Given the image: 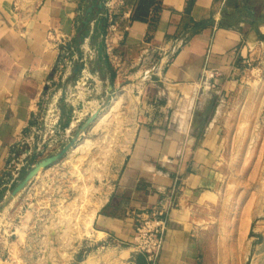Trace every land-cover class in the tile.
Returning <instances> with one entry per match:
<instances>
[{
  "label": "crops",
  "instance_id": "obj_1",
  "mask_svg": "<svg viewBox=\"0 0 264 264\" xmlns=\"http://www.w3.org/2000/svg\"><path fill=\"white\" fill-rule=\"evenodd\" d=\"M124 1L109 18L106 0H0V203L13 157L33 160L46 137L74 130L83 103L85 125L122 87L138 105L134 135L90 246L148 264L134 245L135 214L172 198L156 264H206L191 209L218 177L220 116L211 114L264 54V0H195L189 12V0ZM92 4L103 8L76 47ZM66 52L83 58L77 78ZM60 79L74 82L56 117ZM46 171L41 177H55Z\"/></svg>",
  "mask_w": 264,
  "mask_h": 264
},
{
  "label": "rangeland",
  "instance_id": "obj_2",
  "mask_svg": "<svg viewBox=\"0 0 264 264\" xmlns=\"http://www.w3.org/2000/svg\"><path fill=\"white\" fill-rule=\"evenodd\" d=\"M65 57L74 65L78 62L75 54L66 52ZM65 76L64 71L61 78ZM73 82L65 85L60 79L54 83L56 117L61 113L62 92L66 91L67 99ZM85 105L71 113L81 114ZM137 110L133 94L120 87L85 131L87 123L77 114L72 119L74 130L46 137L33 160L20 155L19 182L8 188L0 203V223L5 215L0 226V260L83 264L96 256V264H130L127 254L90 246L91 235L85 237L76 224L78 216L88 215L107 198L132 142ZM215 113L220 116L215 129L221 145L218 177L203 197L194 200L191 220L199 229L206 264H264V54L248 68L243 84L215 105L211 115ZM78 134L77 146L44 170L55 177H41L42 171L36 181L10 199V193L41 161L58 155Z\"/></svg>",
  "mask_w": 264,
  "mask_h": 264
},
{
  "label": "built area",
  "instance_id": "obj_3",
  "mask_svg": "<svg viewBox=\"0 0 264 264\" xmlns=\"http://www.w3.org/2000/svg\"><path fill=\"white\" fill-rule=\"evenodd\" d=\"M124 4V0H106L105 8L108 10L109 18L114 16L117 8ZM22 163L21 156L18 155L16 158H12L10 167L13 169L12 166H15V170L10 172L11 175L6 181L7 188L11 189L19 182ZM171 200L172 198L168 206L162 204L151 210L135 214L134 245L139 253L145 257L148 264H156L163 250L167 231L168 212L172 205Z\"/></svg>",
  "mask_w": 264,
  "mask_h": 264
},
{
  "label": "water",
  "instance_id": "obj_4",
  "mask_svg": "<svg viewBox=\"0 0 264 264\" xmlns=\"http://www.w3.org/2000/svg\"><path fill=\"white\" fill-rule=\"evenodd\" d=\"M99 9H102V6L98 7ZM96 4H92L86 11L85 13V20L83 22L84 26L89 27L92 23V18L95 13V11L98 9ZM83 58L79 57L78 62L74 68L73 71V76L74 78H77L81 72V63H82ZM63 98L61 99V111L64 112V105L66 101V91H63ZM100 112H96L95 115L88 121L87 125L82 129V131H85L87 127L97 120ZM80 135L78 134L71 143L63 150L61 151L58 155L50 157L46 160L41 161L25 178V180L20 183L15 189L10 193L9 197L10 199H15L27 186L30 182H32L37 176L39 172H42L52 165L56 164L59 162L61 159L65 157L66 154L69 153V151L77 146V141L80 139ZM1 207V205H0Z\"/></svg>",
  "mask_w": 264,
  "mask_h": 264
},
{
  "label": "bare ground",
  "instance_id": "obj_5",
  "mask_svg": "<svg viewBox=\"0 0 264 264\" xmlns=\"http://www.w3.org/2000/svg\"><path fill=\"white\" fill-rule=\"evenodd\" d=\"M40 173V172H39ZM263 179V178H262ZM264 184V183H263ZM261 185V184H260ZM262 192V191H260ZM264 193V192H263ZM106 199V198H105ZM261 200V199H260ZM104 203V201L101 203V205ZM99 205V206H101ZM96 207L93 210H91L92 212H90L88 215L85 216H78L77 217V229L81 230V233H84L85 237L88 235H91V226L93 224V221L95 219V216L97 214V211L99 210L100 207ZM103 209V208H102ZM84 210V207L81 209ZM86 210V208H85ZM84 210V211H85ZM88 211V210H87ZM78 212V211H77ZM86 212V211H85ZM89 212V211H88ZM76 213V212H75ZM74 215V214H73ZM75 217V215L73 216ZM72 218V216H71ZM5 219V215L4 213L2 214V222L0 223V226L3 224V221ZM69 224V223H68ZM74 225V224H73ZM69 228V227H68ZM71 228V226H70ZM72 229V228H71ZM67 230V229H66ZM65 230V231H66ZM72 231V230H71ZM74 232V231H73ZM75 233V232H74ZM79 237V236H78ZM69 238V237H68ZM81 239V238H80ZM84 239V238H83ZM96 256H93L91 258H89L87 261H85L83 264H96Z\"/></svg>",
  "mask_w": 264,
  "mask_h": 264
},
{
  "label": "trees",
  "instance_id": "obj_6",
  "mask_svg": "<svg viewBox=\"0 0 264 264\" xmlns=\"http://www.w3.org/2000/svg\"><path fill=\"white\" fill-rule=\"evenodd\" d=\"M194 2H195V0H189V6L187 8V12L190 11V8H191V6L193 5ZM88 29H89V27L84 26V24L81 25V28L79 30V37H78V39H76V41L74 43V45L76 47H78V46L83 44L85 38L88 35ZM138 264H144V260L142 258H139L138 259Z\"/></svg>",
  "mask_w": 264,
  "mask_h": 264
}]
</instances>
